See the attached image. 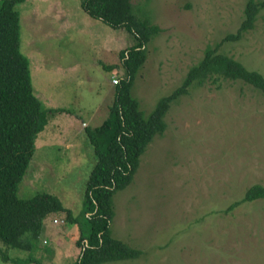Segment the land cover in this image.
I'll return each instance as SVG.
<instances>
[{
	"label": "rangeland",
	"instance_id": "374dc122",
	"mask_svg": "<svg viewBox=\"0 0 264 264\" xmlns=\"http://www.w3.org/2000/svg\"><path fill=\"white\" fill-rule=\"evenodd\" d=\"M80 2L16 5L34 93L46 107L66 109L48 113L17 196L53 194L79 224H69L63 211L47 215L31 252L0 243V264H72L79 251L83 191L95 162L83 127L107 117L119 51L134 42L125 30L88 16ZM130 2L162 28L148 42L131 88L148 114L207 45L237 30L246 0ZM221 49L264 76V9L254 29ZM164 120L165 130L140 155L130 184L112 196L110 232L141 255L98 264H264V198L228 208L250 186L264 185V94L220 77L171 102Z\"/></svg>",
	"mask_w": 264,
	"mask_h": 264
},
{
	"label": "trees",
	"instance_id": "16d2710c",
	"mask_svg": "<svg viewBox=\"0 0 264 264\" xmlns=\"http://www.w3.org/2000/svg\"><path fill=\"white\" fill-rule=\"evenodd\" d=\"M24 1L0 0V243L6 249L31 252L47 215L63 211L69 224L79 222L53 194L42 192L26 199L17 196L18 184L32 158L37 134L48 122V113L66 110L46 107L34 93L30 61L20 51V13L16 5ZM80 8L107 27L123 29L134 38L119 51L121 64L112 76L116 83L112 82L113 100L107 105V117L98 126L83 127L95 162L85 182L81 218L84 223L79 225L84 233L75 240L79 251L72 264H98L141 255L140 249L115 239L110 232L115 217L112 196L130 184L140 155L165 130L164 117L171 102L188 94L194 85L217 82L220 77L241 80L264 94V76L221 49L222 43L239 41L254 29L264 0H246L237 30L207 45L202 58L188 68L180 85L162 96L148 114L140 108L131 88L146 60L148 42L162 28L130 0H81ZM102 68L112 70L115 65ZM263 198L264 185L254 184L228 208Z\"/></svg>",
	"mask_w": 264,
	"mask_h": 264
},
{
	"label": "built area",
	"instance_id": "2783aa9c",
	"mask_svg": "<svg viewBox=\"0 0 264 264\" xmlns=\"http://www.w3.org/2000/svg\"><path fill=\"white\" fill-rule=\"evenodd\" d=\"M112 82H113V83H116V79H112Z\"/></svg>",
	"mask_w": 264,
	"mask_h": 264
}]
</instances>
